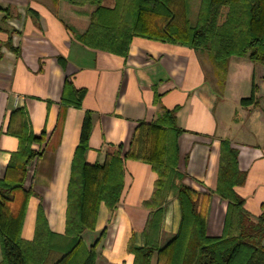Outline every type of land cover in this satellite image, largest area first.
<instances>
[{
  "label": "crops",
  "instance_id": "0c3cea01",
  "mask_svg": "<svg viewBox=\"0 0 264 264\" xmlns=\"http://www.w3.org/2000/svg\"><path fill=\"white\" fill-rule=\"evenodd\" d=\"M101 5L111 9L115 0H101ZM94 9L69 0H0V178L18 147V139L6 132L10 111L24 108L32 131L47 134L42 154L27 167L24 187L33 194L27 201L22 238H33L38 207L51 231L64 232L71 160L85 111L92 121L85 159L93 164L103 162L105 153L117 144L126 148L136 123L152 121L161 106L174 110L176 124L183 130L177 140V169L187 175L184 182L201 193L199 212L210 236L221 234L226 210V203L210 191L216 187L219 142L229 139L238 150L239 169L246 174L245 183L235 191L245 199L251 216L257 217L264 205V81L257 71L263 74L264 67L247 57H230L226 70L236 92L229 96L224 80L217 85L212 81L217 70L208 55L189 47L133 37L127 54L121 56L83 45L77 36L87 28ZM253 72L259 105L243 107L239 99L249 95ZM66 81L83 92L79 108L62 102ZM242 81L249 84L247 94ZM17 124L15 120L12 128ZM156 177L150 165L125 161L113 216L100 203L95 230L83 234L89 246L106 227L96 264L100 257L106 264L132 263L127 241L133 235L141 244L148 213L142 202L151 196ZM179 219L171 191L161 241L177 230ZM117 243L121 251L114 250Z\"/></svg>",
  "mask_w": 264,
  "mask_h": 264
},
{
  "label": "trees",
  "instance_id": "16d2710c",
  "mask_svg": "<svg viewBox=\"0 0 264 264\" xmlns=\"http://www.w3.org/2000/svg\"><path fill=\"white\" fill-rule=\"evenodd\" d=\"M69 2L95 6L87 28L77 36L90 48L125 56L131 39L141 37L206 53L217 73L223 75L230 57H247L264 67V0H115L111 9L103 7L101 0ZM195 2L197 8L192 15ZM258 92L253 72L250 93L240 98L239 104L256 108ZM82 95V90L65 82L64 104L79 108ZM158 99L155 95L154 101ZM15 120L17 127L12 128ZM91 128V113L85 111L71 160L64 232L51 231L38 207L33 238L26 240L21 228L28 198L33 194L24 187L27 167L42 154L47 134L32 131L24 108L10 111L6 132L18 139V147L10 154L0 178V264H96L106 227L89 246L83 234L95 230L100 203L113 216L127 160L146 163L157 175L151 196L142 202L148 213L141 244H136L133 235L127 241L126 252L133 256L131 264H264V205L253 217L245 208V199L235 191L245 183L246 174L239 169L238 150L229 139L219 142L216 187L210 191L226 203V210L221 234L210 236L199 212L201 193L188 186L184 182L187 175L177 169V140L183 130L176 124L174 110L161 106L152 121L137 122L127 147L115 145L101 163L89 164L85 159ZM171 191L179 205L180 219L177 230L161 241Z\"/></svg>",
  "mask_w": 264,
  "mask_h": 264
},
{
  "label": "rangeland",
  "instance_id": "374dc122",
  "mask_svg": "<svg viewBox=\"0 0 264 264\" xmlns=\"http://www.w3.org/2000/svg\"><path fill=\"white\" fill-rule=\"evenodd\" d=\"M196 8H197V2H195L194 3V5H192V7H191V9H192V15H194V13H195V11H196ZM226 72V74H224L223 75V73L222 72H218V73H216V77H214V79H212V81L214 82V83H216V85H217V81H219V82H221L222 80H224V83L223 84H225L226 85V87H225V93L226 94H230L229 96H232V95H234L235 94V92H234V89H233V86H234V81H233V78H232V76L231 75H229V73L227 74V70L225 71ZM257 75H258V77H259V79H261V77H262V79H263V81H264V72H263V74H260V71H257ZM262 75V76H261ZM230 77L229 78V80H227V77ZM258 79V80H259ZM255 80H256V75H255ZM227 81V82H226ZM242 87L241 88H246V90L248 89V87H249V84H247V82L245 83L244 81H242ZM223 86V85H222ZM216 90H219L218 89V87H216ZM241 92V91H240ZM244 92H245V94H247V92H248V90L247 91H245L244 90ZM262 93H263V96H264V83H263V87H262V91H261ZM237 94V93H236ZM263 100H264V98H263ZM264 102V101H263ZM263 104V103H262ZM264 106V105H263ZM163 238H165V235L163 236ZM163 240H165V239H163ZM162 240V241H163ZM155 261V259H153V262ZM103 262H105V264H106V262H107V260L105 259V258H103V257H100L99 258V260H98V263L99 264H103ZM108 264V263H107Z\"/></svg>",
  "mask_w": 264,
  "mask_h": 264
},
{
  "label": "bare ground",
  "instance_id": "6f19581e",
  "mask_svg": "<svg viewBox=\"0 0 264 264\" xmlns=\"http://www.w3.org/2000/svg\"><path fill=\"white\" fill-rule=\"evenodd\" d=\"M121 244L120 243H117L115 246H114V250H118V251H121Z\"/></svg>",
  "mask_w": 264,
  "mask_h": 264
},
{
  "label": "built area",
  "instance_id": "2783aa9c",
  "mask_svg": "<svg viewBox=\"0 0 264 264\" xmlns=\"http://www.w3.org/2000/svg\"><path fill=\"white\" fill-rule=\"evenodd\" d=\"M35 149H36V150H38V149H39V146H38V145H36Z\"/></svg>",
  "mask_w": 264,
  "mask_h": 264
}]
</instances>
